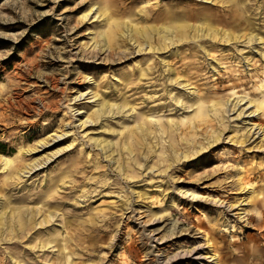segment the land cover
<instances>
[{
    "label": "rangeland",
    "instance_id": "374dc122",
    "mask_svg": "<svg viewBox=\"0 0 264 264\" xmlns=\"http://www.w3.org/2000/svg\"><path fill=\"white\" fill-rule=\"evenodd\" d=\"M262 36L264 0H0V264H264Z\"/></svg>",
    "mask_w": 264,
    "mask_h": 264
},
{
    "label": "bare ground",
    "instance_id": "6f19581e",
    "mask_svg": "<svg viewBox=\"0 0 264 264\" xmlns=\"http://www.w3.org/2000/svg\"><path fill=\"white\" fill-rule=\"evenodd\" d=\"M225 1V0H224ZM240 1V0H239ZM225 3V2H224ZM220 7V6H219ZM239 8L237 9V13H236V15H233V16H230L229 18H226L224 21H226L227 23H230V24H234V25H236L237 27L239 26V25H242V23L244 22V21H246V20H248V19H246L244 16H243V8L245 9V7H246V3H244L243 1H241L240 2V4H239V6H238ZM96 8V6L95 5H93L92 6V8L90 9V11H88L87 13H86V15L88 16L90 13H91V11H93V9H95ZM221 9V8H220ZM224 10H229V9H227L226 8V6L224 5ZM195 14V12H193V14H191V16H193ZM175 17V16H174ZM173 19V18H172ZM172 23V22H171ZM175 23V22H174ZM173 23V24H174ZM204 23V22H203ZM248 23H249V25L251 26H253L255 23L253 22V21H248ZM208 24V23H207ZM255 26V25H254ZM210 28H214V29H216L217 27H215V26H212V25H210L209 26ZM247 27V25L246 26H244L243 28H246ZM128 28V29H127ZM126 28V33L127 34H133V32H134V28H130V27H127ZM152 28V27H151ZM191 28H193L195 31H196V34L198 33V32H200V33H202L203 34V32H204V25L202 24V22H199V24H194V23H189V22H187V23H179L178 22V24H176V25H172V24H162L161 26H158L157 27V30L159 31V30H161L162 31V29H163V31H165V33H167V32H171V34H172V32H174V31H177V32H179L180 33V35H181V37H179V40H184L185 38H187V37H189L190 36V33H191V31H190V29ZM253 28V27H252ZM217 29H219V28H217ZM221 29H222V27H221ZM250 30V29H249ZM225 31L227 32V33H229V35H230V30L229 29H225ZM248 31V30H247ZM234 32V31H233ZM249 32V31H248ZM253 32H254V30H253ZM210 33V32H209ZM232 33V32H231ZM235 33V32H234ZM245 33V32H244ZM195 34V35H196ZM233 34V33H232ZM248 34V33H247ZM250 34V33H249ZM142 37H144L145 39H147L148 41L150 40V39H152L154 36H152L151 35V30L150 29H143L142 31H141V34H140ZM155 35V34H154ZM165 35V34H164ZM177 35V34H176ZM198 35V34H197ZM200 35V34H199ZM198 35V36H199ZM212 35V34H211ZM238 35V34H237ZM246 35V34H245ZM258 35V33H253L252 34V36L253 37H256ZM201 36V35H200ZM228 36V35H227ZM140 37V36H139ZM195 37V36H194ZM230 37H231V35H230ZM113 38L114 39H116V36H115V34H114V36H112V40H113ZM262 38H264V36H262ZM135 39H137L138 40V37H137V35H136V37H135ZM171 39H173V38H171ZM230 39V38H229ZM152 41V40H151ZM150 41V42H151ZM117 42V41H116ZM152 43V42H151ZM97 45H98V43H97ZM151 45H153V43L151 44ZM154 48H157V47H161V46H153ZM158 48V49H159ZM84 94V93H83ZM83 94H81V95H83ZM27 109V108H26ZM84 110H81L80 112H83ZM28 150H30V149H28ZM6 159H7V163H11L12 162V158L11 157H9V156H6Z\"/></svg>",
    "mask_w": 264,
    "mask_h": 264
}]
</instances>
